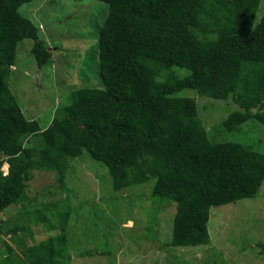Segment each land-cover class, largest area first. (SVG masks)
<instances>
[{
    "label": "trees",
    "instance_id": "1",
    "mask_svg": "<svg viewBox=\"0 0 264 264\" xmlns=\"http://www.w3.org/2000/svg\"><path fill=\"white\" fill-rule=\"evenodd\" d=\"M27 1L0 0V264H72L70 199L35 206L28 188L35 171H52L67 190L86 152L108 168L115 191L152 181L157 211L174 205L169 246L210 244L212 208L258 195L264 152L212 138L197 99L182 92L233 99L228 131L250 120L264 126V15L255 22L262 0H99L108 5L98 34L102 87L70 91L46 128L26 117L9 85L20 41L33 39L38 69L54 53L19 12ZM20 204L25 222L1 218ZM40 223L59 233L35 242Z\"/></svg>",
    "mask_w": 264,
    "mask_h": 264
},
{
    "label": "rangeland",
    "instance_id": "2",
    "mask_svg": "<svg viewBox=\"0 0 264 264\" xmlns=\"http://www.w3.org/2000/svg\"><path fill=\"white\" fill-rule=\"evenodd\" d=\"M107 9L108 5L99 0H30L20 6L19 12L40 27V37L54 51L48 63L38 69L31 53L33 39L18 43L9 85L28 119H37L46 128L55 109L68 104L70 91L102 87L98 34ZM263 15L264 0L255 22ZM182 93L197 99L212 138L241 141L264 152L261 123L250 120L236 131L224 128L225 118L239 108L233 99H215L193 89ZM87 154L77 159L74 174L69 171L67 190L60 189L52 171H35L28 188L35 206L70 199L66 206L74 208L68 227L72 264H264V183L254 198L212 208L210 244L173 247L168 243L175 207L165 205L157 211L158 203L151 197L153 182L115 191L108 168ZM8 167L5 162L2 170ZM80 202L91 204L81 208ZM22 207L9 206L1 218L25 222L27 218H19ZM33 228L35 242L59 233L46 231L43 223ZM2 238L0 235V259L7 254ZM90 249L96 253L81 254ZM103 251L108 253L101 254Z\"/></svg>",
    "mask_w": 264,
    "mask_h": 264
},
{
    "label": "clouds",
    "instance_id": "3",
    "mask_svg": "<svg viewBox=\"0 0 264 264\" xmlns=\"http://www.w3.org/2000/svg\"><path fill=\"white\" fill-rule=\"evenodd\" d=\"M7 163V162H6ZM8 164V166H9V163H7ZM4 171V173H5V175L6 174H8V172H9V167H8V170H3Z\"/></svg>",
    "mask_w": 264,
    "mask_h": 264
},
{
    "label": "bare ground",
    "instance_id": "4",
    "mask_svg": "<svg viewBox=\"0 0 264 264\" xmlns=\"http://www.w3.org/2000/svg\"><path fill=\"white\" fill-rule=\"evenodd\" d=\"M7 164V163H6Z\"/></svg>",
    "mask_w": 264,
    "mask_h": 264
}]
</instances>
